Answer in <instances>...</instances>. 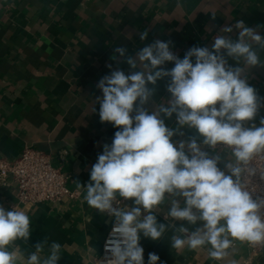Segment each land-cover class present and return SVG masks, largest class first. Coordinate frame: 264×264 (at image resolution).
<instances>
[{"label":"clouds","instance_id":"clouds-1","mask_svg":"<svg viewBox=\"0 0 264 264\" xmlns=\"http://www.w3.org/2000/svg\"><path fill=\"white\" fill-rule=\"evenodd\" d=\"M234 29L236 39L229 35ZM148 34L140 31L139 39ZM213 41L211 48L191 47L182 59L170 40L156 39L135 55L116 47L112 59L126 63L129 72L109 64L112 70L96 84L102 96L95 97L93 111L98 103L100 122L118 130L92 165L90 182L77 188L90 208L114 217L103 264H145L141 234L158 241L169 230L173 250L206 249L218 262L238 243L264 247V195H255L248 183L257 173L252 161L264 154V116L259 126L254 122L264 98L249 84V70L264 67V36L238 20ZM167 62L174 67H164ZM161 80L170 96L157 102ZM173 115L176 127H169L165 120ZM183 129L195 135L174 141ZM118 197L132 206H121ZM169 201L168 223H158L156 213ZM175 221L199 226L190 230ZM31 224L24 209L0 205V264H58V242L44 239L27 254L20 249L17 242L28 243ZM46 245L48 254L42 255ZM159 261L156 253L148 254L147 264Z\"/></svg>","mask_w":264,"mask_h":264},{"label":"crops","instance_id":"crops-1","mask_svg":"<svg viewBox=\"0 0 264 264\" xmlns=\"http://www.w3.org/2000/svg\"><path fill=\"white\" fill-rule=\"evenodd\" d=\"M238 20L264 36V0H0V157L15 159L26 147L46 151L52 164L70 175L69 188L79 193L24 205L11 176L8 184H0V205L8 210L18 206L31 218L28 243L17 242L25 254L44 239L48 245L61 244L58 264H96L102 252L114 217L90 208L77 183L90 182L92 165L118 130L100 122L98 103L93 111L95 97L102 96L98 81L117 67L129 72L126 63L112 59L114 49L127 47L135 55L156 39L170 40L171 50L182 59L193 46L211 48L220 29ZM145 29L149 34L141 41L138 33ZM229 35L236 39L238 30ZM259 54L264 60V50ZM229 63L236 62L229 58ZM164 67L171 69L174 63ZM249 84L264 98V67L249 70ZM165 85L166 80L158 81L157 102L170 96ZM262 116L264 107L254 121L257 126ZM165 123L176 127L175 115ZM183 132L173 140L195 135L191 129ZM169 207L170 201L156 213L158 223H168L164 212ZM175 224L190 230L199 226ZM172 235L169 230L153 241L141 234L145 264L150 252L159 255L158 264H240L250 253L247 244L238 243L227 260L218 262L209 259L206 249L173 250ZM47 254L46 245L42 255ZM256 262L264 264V249Z\"/></svg>","mask_w":264,"mask_h":264},{"label":"built area","instance_id":"built-area-1","mask_svg":"<svg viewBox=\"0 0 264 264\" xmlns=\"http://www.w3.org/2000/svg\"><path fill=\"white\" fill-rule=\"evenodd\" d=\"M67 153L68 151L64 150L60 155L61 159L64 160ZM252 167L257 169V173L248 182L250 190L255 191V195H264V180L260 178V172L264 171V154L252 161ZM10 176L16 184L19 200L24 205L56 202L64 197H76L79 194L67 185L70 175L61 166L52 164L50 153L34 147H26L15 159L0 157V184H8ZM118 199L121 200V206L127 204L123 198ZM113 223L114 221L103 240L102 252L97 257L96 264H103L104 246ZM248 248L250 253L241 259L240 264H258L256 259L264 247Z\"/></svg>","mask_w":264,"mask_h":264}]
</instances>
